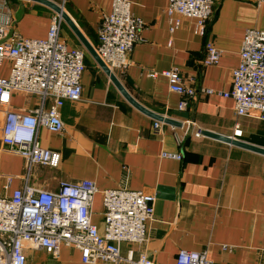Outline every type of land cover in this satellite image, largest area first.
<instances>
[{
  "label": "crops",
  "instance_id": "1",
  "mask_svg": "<svg viewBox=\"0 0 264 264\" xmlns=\"http://www.w3.org/2000/svg\"><path fill=\"white\" fill-rule=\"evenodd\" d=\"M128 2L132 16L144 28L130 53V66L116 78L134 101L180 126L163 123L156 134V120L128 104L63 21L60 39L83 52L85 68L80 100L65 102L60 110L63 131H38L41 147L60 155L59 165L55 169L32 166L27 171L25 160L4 148L0 140V196H9L25 184L56 192L60 181L80 180L93 181L100 191L142 190L155 196L147 241L123 244L122 253L128 249L135 257L145 253L154 264H174L180 250L206 252L211 264H264V155L210 137L196 139L192 132H185V121H191L204 131L264 149V122L237 116L234 101L219 94L231 89L244 32L249 28L264 31V3L214 0L207 36L199 37L192 19L183 18L169 32L167 0ZM110 4L111 0H66L63 7L82 36L96 47L100 19L110 13ZM8 6L9 34L32 40L46 37L52 9L29 0H10ZM208 40L221 52L215 66L203 65ZM170 68L177 69L183 83L197 92L183 111L178 109L182 98L169 90L161 75ZM151 73L156 76L150 77ZM0 74L8 76L6 63ZM205 89L214 93L205 94ZM37 104L35 97L14 94L9 107L28 111ZM4 113L0 107V139ZM163 152L178 153L182 160L163 158ZM102 214L101 195L97 194L91 220L100 231ZM24 254L26 264H83L80 253L65 246L56 257L31 248Z\"/></svg>",
  "mask_w": 264,
  "mask_h": 264
},
{
  "label": "built area",
  "instance_id": "2",
  "mask_svg": "<svg viewBox=\"0 0 264 264\" xmlns=\"http://www.w3.org/2000/svg\"><path fill=\"white\" fill-rule=\"evenodd\" d=\"M9 1L0 0V72L5 63L8 68L7 77L0 74V107L5 112L0 140L4 148L25 160L27 171L38 165L55 169L60 155L41 147L38 131L41 128L51 134L63 131L60 110L65 102L81 98L85 55L79 49L67 47L60 39L63 19L55 12L44 39L9 34ZM62 1L57 6L66 13L63 7L66 0ZM257 1L264 3V0ZM214 3V0H167L165 14L169 32L173 33L186 18L195 21V35L207 36ZM110 5V13L100 19L98 45L93 49L108 71L116 76L130 66V53L141 39L144 23L132 16L128 0H111ZM239 51V63L231 74V89L219 94L234 101L237 116L264 122V31L246 30ZM204 52L203 65H217L221 52L210 40L206 41ZM161 75L169 90L182 98L178 109L185 110L188 101L196 96V90L183 83L177 69L170 68ZM202 92L214 93L207 89ZM14 94L35 97L37 108L11 110L9 105ZM162 126V122L155 121L154 132H161ZM185 126V132H192L194 138L206 137L204 130L193 122L185 121ZM162 157L182 160L180 154L172 152H163ZM57 188L56 192H50L25 184L9 196H0V264H26V248L43 250L56 257L62 246L76 249L83 264H154L145 253L135 257L132 249L126 253L120 250L123 244L139 245L147 241L146 227L153 220L154 195L124 188L100 191L91 180L60 181ZM97 194L101 195L103 206L101 231L91 220ZM174 264H211V261L206 252L180 250Z\"/></svg>",
  "mask_w": 264,
  "mask_h": 264
},
{
  "label": "water",
  "instance_id": "3",
  "mask_svg": "<svg viewBox=\"0 0 264 264\" xmlns=\"http://www.w3.org/2000/svg\"><path fill=\"white\" fill-rule=\"evenodd\" d=\"M29 1L37 2L39 4H42V5L50 8V9H52L55 13L61 15L63 21L65 23L69 24V26L71 27L73 32L77 35L78 39H80L84 49H86V51L89 53V55H91L93 57V59L95 60L97 66L99 67V69L101 71H103L108 76L109 81L118 90V92H120V94L128 102V104H130L135 109H137L140 112H142L143 114L147 115L151 119L153 118L156 121L162 122V123H164L166 125L180 126V123H177L176 121H174L172 119L163 118L162 116H159L157 114L151 113L147 109H145L143 106H141L139 103L134 101L133 98H131V96L127 93L125 88L121 85L120 81L116 78V76L113 73H111L110 71H108V69L105 67V65L102 63V61H100V59L95 54L94 49L90 45L88 40L85 39L82 36V34L80 33V31L78 30L76 25L68 17V15L66 13H64V12H61V8L58 7L57 4H55V3L51 2V1H48V0H29ZM203 134H205L206 137H210V138L215 139L217 141L220 140V141L225 142L227 144H230L232 146H235V147L238 146V147L243 148L245 150L254 151V152H257L259 154L264 155V149L255 147L253 145L250 146V145L245 144V143H243V142H241V141H239L237 139L226 137V136H222L220 134L219 135L213 134V133H210V132H207V131H204Z\"/></svg>",
  "mask_w": 264,
  "mask_h": 264
}]
</instances>
